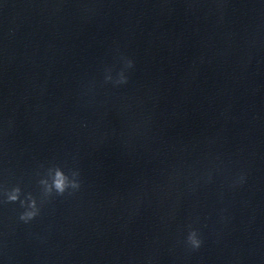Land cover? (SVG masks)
Segmentation results:
<instances>
[{
    "label": "water",
    "instance_id": "95a60500",
    "mask_svg": "<svg viewBox=\"0 0 264 264\" xmlns=\"http://www.w3.org/2000/svg\"><path fill=\"white\" fill-rule=\"evenodd\" d=\"M52 165L80 189L0 202V264H264V0H0V185Z\"/></svg>",
    "mask_w": 264,
    "mask_h": 264
},
{
    "label": "clouds",
    "instance_id": "9594fccd",
    "mask_svg": "<svg viewBox=\"0 0 264 264\" xmlns=\"http://www.w3.org/2000/svg\"><path fill=\"white\" fill-rule=\"evenodd\" d=\"M120 67L116 70L113 67L103 69V82L111 83L114 87L124 85L128 82V72L133 68L134 62L127 56L118 57ZM36 181L38 192H22L21 187L13 185L3 187L0 185V202L18 203V220L24 224L33 221L41 212V208L53 197L63 196L65 193L72 194L81 187L80 173L78 169L65 170L59 165L48 167L43 174L38 173ZM210 179V174H209ZM243 173L238 174L231 181V186L236 187L244 183ZM203 241L199 232L190 228L185 237V244L191 250H198Z\"/></svg>",
    "mask_w": 264,
    "mask_h": 264
}]
</instances>
